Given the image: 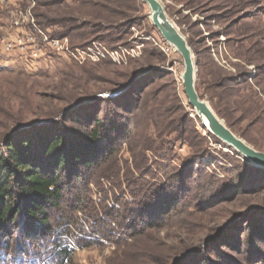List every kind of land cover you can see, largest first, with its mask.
Instances as JSON below:
<instances>
[{
    "label": "rangeland",
    "instance_id": "rangeland-1",
    "mask_svg": "<svg viewBox=\"0 0 264 264\" xmlns=\"http://www.w3.org/2000/svg\"><path fill=\"white\" fill-rule=\"evenodd\" d=\"M96 1L0 0V39L18 32L20 12L30 11L51 36L67 34L58 25H41L43 16L75 20L74 45L97 40L139 51L122 64H80L47 50L50 56L32 67L0 46V140L32 122L53 120L65 125L69 140L84 128L73 116L89 110L116 124L105 134L118 140L117 159L80 192L86 213L108 220H101L108 237L90 233L87 223L86 236L99 245L77 248L68 264H264V241L244 231L264 216V173L202 127L184 93L183 59L173 46L170 54L159 46L165 41L149 7L141 0H106L112 10L103 11ZM162 2L193 51L199 95L235 134L264 151V0ZM132 86L138 108L121 111L111 100ZM180 177L185 186L177 189L175 208L150 219L164 198L161 190L177 188ZM65 204L66 212L77 208L73 199ZM139 209L147 212L143 221Z\"/></svg>",
    "mask_w": 264,
    "mask_h": 264
},
{
    "label": "trees",
    "instance_id": "trees-1",
    "mask_svg": "<svg viewBox=\"0 0 264 264\" xmlns=\"http://www.w3.org/2000/svg\"><path fill=\"white\" fill-rule=\"evenodd\" d=\"M130 1L136 4L137 0ZM93 5L103 11L112 10L106 0H97ZM43 17L44 20L39 22L41 25H58L65 29L63 33H66V36L79 27L72 24L75 20L66 16L55 19ZM73 33L77 35L76 32ZM263 77L261 76V79ZM219 87H226V84L221 82ZM136 93L137 90L132 86L130 91L123 95L113 94V97H123H114L111 102L121 111L132 113L138 108L137 101L133 100ZM85 104H81L77 109L83 108ZM99 113L89 110L81 116L74 115L72 120L84 128L75 136H70L69 140L65 125L56 123V120L36 124L32 122L27 127L17 128L0 140V264H68L77 248L99 245L91 241L92 234L90 237L86 236L87 223L90 233L100 239H107L108 228L102 232L101 220H108L87 214L86 202L80 194L88 179L93 175L97 177L102 166L117 159L115 147L118 140H111L109 135L105 134H113L116 124L110 123L106 115L100 117ZM217 113L223 116L218 110ZM229 126L234 131L232 123H229ZM249 166L264 173V169ZM174 182L177 188H172L169 192L164 188L161 190L162 193L165 192L162 196L164 198L157 202L153 211L147 215L150 219L163 218L175 208L179 195L177 189L185 186V179L180 177ZM156 192L158 194V191ZM66 194L70 197H66ZM70 199L77 205L74 212L65 210L64 205ZM145 203L146 201L142 205ZM125 212L130 214L132 211L126 209ZM139 212L142 215H139L138 219L143 221L147 212L144 209H139ZM111 221L119 224L117 218ZM248 223L244 231H248L251 238L253 237L252 241H264V216L255 220V223ZM138 229L141 228L136 230ZM15 233L18 234L13 236ZM8 255L10 260L6 258Z\"/></svg>",
    "mask_w": 264,
    "mask_h": 264
},
{
    "label": "water",
    "instance_id": "water-1",
    "mask_svg": "<svg viewBox=\"0 0 264 264\" xmlns=\"http://www.w3.org/2000/svg\"><path fill=\"white\" fill-rule=\"evenodd\" d=\"M141 1L149 7L150 19L160 36L166 43L173 46L183 59L185 66L182 73L184 93L188 99V104L194 109L196 116L201 121L202 127L216 139L233 149L248 163L264 169V151L254 148L246 140L235 134L211 105L199 95L196 87L197 69L193 51L185 35L168 16L162 0Z\"/></svg>",
    "mask_w": 264,
    "mask_h": 264
},
{
    "label": "built area",
    "instance_id": "built-area-1",
    "mask_svg": "<svg viewBox=\"0 0 264 264\" xmlns=\"http://www.w3.org/2000/svg\"><path fill=\"white\" fill-rule=\"evenodd\" d=\"M18 32L0 39L3 53L18 57L28 66L34 67L40 59L50 56V52L73 59L80 64L98 63L106 59L122 64L139 55L138 48H107L100 41L93 40L86 45H74L69 36H51L37 23L30 11L20 12L16 21ZM30 25V26H29ZM29 26V28H27ZM32 26V27H31ZM164 52L170 54L173 47L165 43L159 45Z\"/></svg>",
    "mask_w": 264,
    "mask_h": 264
},
{
    "label": "crops",
    "instance_id": "crops-1",
    "mask_svg": "<svg viewBox=\"0 0 264 264\" xmlns=\"http://www.w3.org/2000/svg\"><path fill=\"white\" fill-rule=\"evenodd\" d=\"M164 6H165V4H164ZM165 9H166V12H167V7L165 6ZM167 14H168V16H169V13L167 12ZM170 17V16H169Z\"/></svg>",
    "mask_w": 264,
    "mask_h": 264
}]
</instances>
